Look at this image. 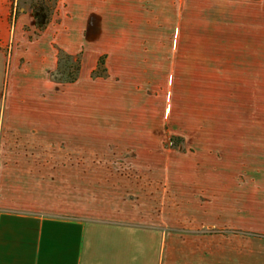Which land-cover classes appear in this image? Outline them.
<instances>
[{"label":"crops","instance_id":"obj_1","mask_svg":"<svg viewBox=\"0 0 264 264\" xmlns=\"http://www.w3.org/2000/svg\"><path fill=\"white\" fill-rule=\"evenodd\" d=\"M20 2L0 0V264H264V0H57L40 32ZM56 47L76 81L51 78ZM197 85L223 92L205 172L167 174L162 128L126 118L158 112L146 87ZM205 177L245 185L220 218L192 210L205 237L167 232L166 182Z\"/></svg>","mask_w":264,"mask_h":264},{"label":"rangeland","instance_id":"obj_2","mask_svg":"<svg viewBox=\"0 0 264 264\" xmlns=\"http://www.w3.org/2000/svg\"><path fill=\"white\" fill-rule=\"evenodd\" d=\"M89 63L90 58L86 57L85 70L88 68ZM89 88L101 90L105 93L109 87L103 84H95ZM222 93V87H209L206 85L146 87L145 95L148 96L150 107L153 106L154 102L158 103V112L154 114L155 110L151 109L148 118L141 111L139 112L141 115L136 116L138 110H135L132 112L131 117L126 118L125 124H150L156 126L157 129L162 128L157 135L158 139L153 148H159L155 157L165 159L167 174L179 172L194 174L198 170L205 172L207 160L206 128L210 125L212 118L214 126H220ZM104 100L105 98L102 97L99 102H96L97 107L95 108H100L105 117L106 115L109 116L114 107H110L109 103ZM90 102L92 101H86L87 108H92ZM172 136L182 139L177 141L180 143L178 146L171 145L170 137ZM174 161H179V165H174ZM243 184L245 185L240 179L231 182L210 181L206 177L198 183L195 180L183 183L174 180L167 181V202L172 203L176 196H180V215L182 216L181 222L179 221L180 226L175 227L172 225L173 212L167 210V232L174 230L188 234L196 233L199 234V237H205L203 234L209 229L204 221L197 230L191 228L193 227L192 214H190L193 212L192 210L196 207L199 213L205 214V206L207 207L205 201L208 198V204L212 200L215 213H218L215 219L220 218L221 213L216 211L223 205H232L230 201L238 198L237 191ZM245 189L248 190V187L245 186ZM174 195L175 197H173ZM177 216L178 213L175 218ZM175 228H178V230H175Z\"/></svg>","mask_w":264,"mask_h":264},{"label":"trees","instance_id":"obj_3","mask_svg":"<svg viewBox=\"0 0 264 264\" xmlns=\"http://www.w3.org/2000/svg\"><path fill=\"white\" fill-rule=\"evenodd\" d=\"M57 0H21L16 6L15 15L25 10H30L35 19V27L38 32L44 30L56 11ZM57 49V66L50 73L56 82L70 83L78 79L81 71V53L69 54L60 47ZM105 55L99 56L96 67L91 71V77H103L107 75L104 65ZM179 137H170L172 146H178Z\"/></svg>","mask_w":264,"mask_h":264},{"label":"built area","instance_id":"obj_4","mask_svg":"<svg viewBox=\"0 0 264 264\" xmlns=\"http://www.w3.org/2000/svg\"><path fill=\"white\" fill-rule=\"evenodd\" d=\"M16 0H12V3H15Z\"/></svg>","mask_w":264,"mask_h":264}]
</instances>
